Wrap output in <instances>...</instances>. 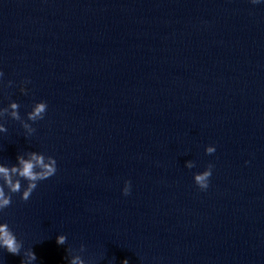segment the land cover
<instances>
[{
    "label": "clouds",
    "instance_id": "obj_1",
    "mask_svg": "<svg viewBox=\"0 0 264 264\" xmlns=\"http://www.w3.org/2000/svg\"><path fill=\"white\" fill-rule=\"evenodd\" d=\"M259 2L260 0H251L253 4ZM2 76L3 72H0V77ZM24 83H28V81ZM8 84L11 86L12 81H9ZM20 91L27 95V89L25 87L22 86ZM47 107L45 101L34 103L32 110L26 114L27 119L25 120L20 115V105L12 101L8 108H0V120L10 117L12 120L19 121L25 129L26 134L30 136L36 129L33 128L32 124L28 123V121L35 123L39 120H43ZM6 132L7 128L4 123H0V133ZM215 150L214 146H208L206 147V154H213ZM17 161L18 164L11 167L0 165V212H3L12 205L13 194L19 193L20 199L27 202L38 187V183L52 177L57 171V161L55 158L46 156L43 153H37L35 151L28 152L27 158L23 155H18ZM194 166L195 165L192 163L188 164L189 168ZM212 167L213 166L209 164L203 172L194 174V182L201 190H206L209 186ZM22 181H26V185L22 184ZM130 190L131 182L125 181L123 194L125 196L129 195ZM56 242L58 245H64L67 242V237L65 235H58ZM22 247V242L16 238L13 231L9 228V225L7 223H0V248L5 249L8 253L13 255H21ZM85 251V246L81 244L79 252L84 253ZM67 252L70 256L68 264H86L85 259H83L81 255H71L72 249H68ZM22 255L23 259L21 260V264H33L37 259L32 249L25 250ZM122 264H129V261L124 259Z\"/></svg>",
    "mask_w": 264,
    "mask_h": 264
}]
</instances>
